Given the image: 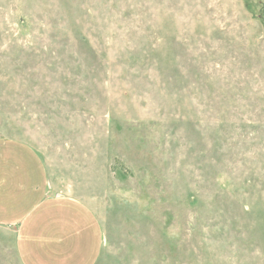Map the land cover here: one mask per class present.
<instances>
[{"label": "rangeland", "instance_id": "obj_1", "mask_svg": "<svg viewBox=\"0 0 264 264\" xmlns=\"http://www.w3.org/2000/svg\"><path fill=\"white\" fill-rule=\"evenodd\" d=\"M0 138L93 209L97 264H264V0H0Z\"/></svg>", "mask_w": 264, "mask_h": 264}, {"label": "crops", "instance_id": "obj_2", "mask_svg": "<svg viewBox=\"0 0 264 264\" xmlns=\"http://www.w3.org/2000/svg\"><path fill=\"white\" fill-rule=\"evenodd\" d=\"M0 226L14 229L22 264H97L102 254L103 229L93 209L51 194L39 152L12 138H0Z\"/></svg>", "mask_w": 264, "mask_h": 264}]
</instances>
